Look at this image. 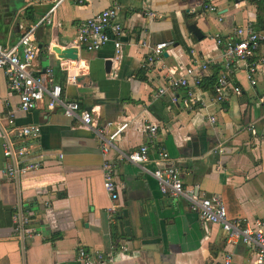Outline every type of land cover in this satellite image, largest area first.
I'll use <instances>...</instances> for the list:
<instances>
[{"label": "crops", "instance_id": "obj_1", "mask_svg": "<svg viewBox=\"0 0 264 264\" xmlns=\"http://www.w3.org/2000/svg\"><path fill=\"white\" fill-rule=\"evenodd\" d=\"M56 1L0 0V42L13 45L22 27L37 23ZM111 1H58L52 22L35 31L38 54L32 63L36 72L54 69L63 97L91 110L105 137L125 124L105 155L97 134L59 108L49 110L42 101L34 109L18 110V95L0 70V171L8 144L14 150L30 145L27 158L41 163L39 170L2 184L0 264H80L79 247L101 251L104 264H223L226 253L230 264H256L253 246L230 244L220 226L201 221L186 199L161 194L151 172L152 159L164 149L167 164L180 170L185 190L220 197L229 217L250 223L264 219V71L251 86L238 62L230 82L240 93L229 90L220 104L212 98L223 61L217 37L229 39L234 27L247 23L263 27L264 20L257 18L261 9L256 0H212L214 11L206 7L208 0H122L119 57L110 41L94 52L78 50L76 60L59 58L56 48L72 44L77 26ZM190 24L202 38L188 29ZM161 41L170 42L168 51L148 63L152 46ZM256 55L264 57V44ZM202 62L207 67L195 72L204 106L187 110L174 102L185 96L183 89L155 95L170 76ZM68 75H76L77 82L67 83ZM146 122L157 124L150 162L138 166L120 159L121 152L146 143ZM30 125L39 126L38 136L21 137L19 131ZM104 160L114 164V200L103 186ZM112 206L116 212L127 210L122 221L130 220L129 233L109 217ZM23 218L28 223L22 224Z\"/></svg>", "mask_w": 264, "mask_h": 264}, {"label": "built area", "instance_id": "obj_2", "mask_svg": "<svg viewBox=\"0 0 264 264\" xmlns=\"http://www.w3.org/2000/svg\"><path fill=\"white\" fill-rule=\"evenodd\" d=\"M58 1L37 23L27 28L22 27L23 32L13 45L5 46L0 42V70L5 76L9 90L18 95V110L34 109L42 101H45L49 110L59 108L64 116L77 120L81 127L97 134L100 138L101 151L105 155L109 148L114 147L111 140L123 130L125 124L112 132L109 137H105L104 129L99 126L95 114L91 110L82 107L76 100L63 97L62 86L56 80L52 67H46L37 72L32 69V63L38 54V48L34 43L35 31L41 23L50 24L52 22L51 15ZM75 1L82 4L88 0ZM121 1L112 0L109 7L83 20L77 26V34L72 44L78 45L84 51L94 52L111 41L115 56L119 57L122 51L120 42L122 26L117 21V14ZM208 2L210 4L206 7L214 11L212 0H208ZM147 14L154 15L153 12H147ZM217 43L221 46L223 61L212 86V98L215 103L220 104L226 100L229 90L237 94L240 93L239 86L232 85L230 82L238 62L243 63L242 66L251 86L256 85L257 75L264 71V57L256 55L259 47L264 44V26L258 28L252 23L236 26L233 28V37L226 40L217 37ZM142 45H146V42L142 41ZM169 46L170 42L168 41L154 44L146 61L154 63L159 60L168 51ZM206 67V62L186 67L179 76H170L165 86L156 89L155 95H162L168 89H183L185 96L180 101L174 97V102H179L187 110H192L195 105L204 106L203 98L197 92L201 84V77L195 71L196 68L203 70ZM76 82V75L67 76V83L75 84ZM208 119L212 123L215 122L214 116H210ZM248 129L252 131V126ZM39 131V126L30 125L23 127L19 131V135L25 138L37 137ZM145 132L146 143L127 152H121L120 159L138 166L150 162L149 144H153L156 140L157 124L146 122ZM29 148H31L30 145H27L14 150L11 145H4L5 162L0 171V191L5 179L13 180L41 168V163L38 160L27 158L26 154ZM157 155L156 159H152L154 166L151 173L161 194L175 200L186 199L190 209L198 215L201 221L220 226L230 244L243 243L253 246L256 256L255 263L262 264L264 262V219L257 218L250 223L243 218L229 217L227 208L220 197L199 196L196 190H185L178 167L167 164L168 153L164 149H159ZM102 172L104 189L114 200L118 196L117 184L114 179V164L104 160ZM108 211L109 217L113 220L116 213L115 207L112 206ZM21 223H28V219L23 218ZM122 249L126 250V247L122 246ZM76 260L80 264H104L105 256L101 251H88L79 247ZM230 262L231 254L226 253L223 264H230Z\"/></svg>", "mask_w": 264, "mask_h": 264}, {"label": "water", "instance_id": "obj_3", "mask_svg": "<svg viewBox=\"0 0 264 264\" xmlns=\"http://www.w3.org/2000/svg\"><path fill=\"white\" fill-rule=\"evenodd\" d=\"M188 29L193 32L197 36V38H202L201 32L197 29L195 24H190L188 26ZM80 50V47L75 44H70L69 46H66L62 49L56 48L57 56L61 59H70V60H76L78 58L77 52ZM166 54V53H165ZM111 65V60H107L106 62V71L109 72ZM127 210H123L121 212H116L114 215V218L118 220V226L120 230L123 232L125 230L127 233H129V224L130 220L125 219L122 221L123 218L127 217Z\"/></svg>", "mask_w": 264, "mask_h": 264}, {"label": "trees", "instance_id": "obj_4", "mask_svg": "<svg viewBox=\"0 0 264 264\" xmlns=\"http://www.w3.org/2000/svg\"><path fill=\"white\" fill-rule=\"evenodd\" d=\"M256 4H257V7H259V9H261L259 11V13L257 14V18L259 21L262 20L263 22V18H264V0H256ZM262 12V14H260Z\"/></svg>", "mask_w": 264, "mask_h": 264}]
</instances>
